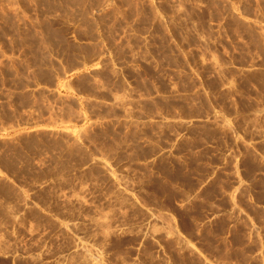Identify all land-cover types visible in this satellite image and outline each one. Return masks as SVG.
<instances>
[{
  "label": "rangeland",
  "instance_id": "obj_1",
  "mask_svg": "<svg viewBox=\"0 0 264 264\" xmlns=\"http://www.w3.org/2000/svg\"><path fill=\"white\" fill-rule=\"evenodd\" d=\"M96 42L110 58L81 81L89 127L27 133L48 80ZM7 128L24 134L0 142V167L47 204L48 264H200L229 229L233 246L264 234V0H0ZM256 249L229 257L259 264Z\"/></svg>",
  "mask_w": 264,
  "mask_h": 264
},
{
  "label": "crops",
  "instance_id": "obj_2",
  "mask_svg": "<svg viewBox=\"0 0 264 264\" xmlns=\"http://www.w3.org/2000/svg\"><path fill=\"white\" fill-rule=\"evenodd\" d=\"M96 55L91 64L86 65L83 57H79L80 65L77 69L50 78L44 86L46 91L45 105L48 107V119L43 123L28 126V132L48 130L78 132L80 135L86 130L90 122H87L86 105L84 100L88 93L81 88V81H84L91 73L105 69L109 65L110 55L105 52L102 45L94 43ZM49 70V69H48ZM58 81V84H57ZM94 88L102 90L101 82L93 77ZM99 85V86H98ZM112 84L105 83L103 89H111ZM93 102L99 105L110 104L106 98L99 97L93 93ZM53 98L65 102L71 101L75 106L60 104L59 115L52 116ZM89 114V111H88ZM99 118V117H98ZM97 115L91 114L90 121H97ZM23 132L18 129L7 128L0 131V142L12 143L20 141ZM47 185V183H46ZM46 185L44 188H46ZM36 184L24 183L20 178L11 172L0 167V264H48L46 257L47 230H40V240L44 241L43 249L37 250L36 246V224L48 222V207L46 202L37 198ZM14 227L17 230H14ZM233 229H229L226 235L220 237V242L225 241L226 245L217 254H201L200 264H237L229 257L232 250H247L252 244H257V249L251 252L250 258L257 259L259 264H264V234H257L252 230L244 234V242L238 246L232 245Z\"/></svg>",
  "mask_w": 264,
  "mask_h": 264
}]
</instances>
